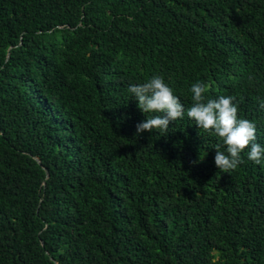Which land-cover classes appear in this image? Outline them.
I'll list each match as a JSON object with an SVG mask.
<instances>
[{
	"label": "trees",
	"instance_id": "trees-1",
	"mask_svg": "<svg viewBox=\"0 0 264 264\" xmlns=\"http://www.w3.org/2000/svg\"><path fill=\"white\" fill-rule=\"evenodd\" d=\"M153 74L184 116L136 135ZM196 82L264 146V0H0V264H264V160L217 168Z\"/></svg>",
	"mask_w": 264,
	"mask_h": 264
},
{
	"label": "clouds",
	"instance_id": "clouds-1",
	"mask_svg": "<svg viewBox=\"0 0 264 264\" xmlns=\"http://www.w3.org/2000/svg\"><path fill=\"white\" fill-rule=\"evenodd\" d=\"M128 91L144 114H154L136 125V135L153 129L166 133L170 121L184 116L185 109L180 97L165 82L163 75L153 74L142 83L131 84ZM207 91L208 85L203 82L191 85L193 103L187 110V116L199 129L214 133L226 146L225 151H221V144L214 146L217 168L225 173L235 170L242 162L240 154L245 149H249L248 159L260 164L264 160V146L256 142L255 124L248 119L238 118V105L234 102L236 97L221 95L207 98ZM259 106L264 109V101H260Z\"/></svg>",
	"mask_w": 264,
	"mask_h": 264
}]
</instances>
